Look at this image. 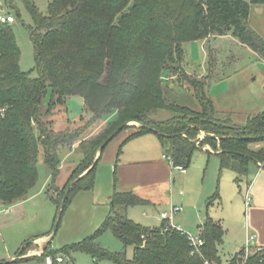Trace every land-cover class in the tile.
Listing matches in <instances>:
<instances>
[{
    "label": "trees",
    "instance_id": "obj_1",
    "mask_svg": "<svg viewBox=\"0 0 264 264\" xmlns=\"http://www.w3.org/2000/svg\"><path fill=\"white\" fill-rule=\"evenodd\" d=\"M21 1L32 18L28 31L36 77L20 70V49L10 24L0 23V104L8 108L6 115L0 117L1 206L9 207L27 198L37 181L41 150L52 172L50 199L58 212L62 205L64 211L77 191L92 187L95 168L107 145L99 152L100 146L115 131L120 134L127 130L129 122H136L139 127L119 145L115 163L126 142L153 133L174 168L185 170L194 151L206 145L217 155L220 171L232 172L237 185L243 179L247 181L250 164L264 170V146L250 148L252 143L264 142V111L237 124L229 115L217 114L207 93L209 84L220 80L221 71L214 72L210 60L220 38L231 35L236 41L232 49L239 44L264 60V39L248 24L250 6L264 5V0H48L46 15L37 11L33 0ZM12 3L7 0L8 8ZM139 8L142 11H137ZM159 34L164 36L165 58L177 70L184 54L183 43L209 40L205 76L182 75L195 100L194 107L165 96L160 80L166 77L169 67L163 63L165 58L153 59L152 51ZM151 63L157 64L153 70L148 67ZM48 87L52 98L42 108ZM72 96L83 99L90 117L82 118V125L73 129L54 131L46 119L57 108H64ZM158 110L170 111L172 116L156 120L154 114ZM99 121L104 122V127L83 137ZM200 132L205 137L197 144L195 138ZM74 145H78L82 158L64 187L58 189L60 149ZM218 200V192L206 200L205 219L199 226L204 243L194 255L190 254L192 248L186 234L165 221L158 228L146 229L128 218L127 208L147 206V200L131 191H114L108 214L93 235L71 247L50 249L48 254L34 258L44 261L46 256L54 258L78 250L114 264H220L218 245L224 230L208 215ZM105 231H110L124 248H132V257L101 249L96 239ZM30 245L27 241L17 254L24 255ZM238 256L239 253L234 254L229 264H235ZM244 264H264V248L249 255Z\"/></svg>",
    "mask_w": 264,
    "mask_h": 264
},
{
    "label": "rangeland",
    "instance_id": "obj_2",
    "mask_svg": "<svg viewBox=\"0 0 264 264\" xmlns=\"http://www.w3.org/2000/svg\"><path fill=\"white\" fill-rule=\"evenodd\" d=\"M12 1L11 8L6 5L7 0H0V5L5 12L14 17V23L10 24V28L20 49L19 68L22 72L30 74L31 77H36V72L33 70V47L28 31V27L32 26L31 14L21 0ZM33 3L39 13L47 14L48 0H33ZM137 11H142V8ZM114 24L116 23L114 22ZM248 24L264 39V5L250 6ZM115 27H119V25H115ZM161 35L159 34L156 39L157 46L152 48L153 59L166 57L164 55L166 51L164 36ZM233 42L236 43L231 35H228L220 38V43L213 46L211 66L214 72L221 71L220 80L211 82L207 93L217 114L220 116L229 115L233 122L243 124L248 117L264 111V60L239 44H236L237 47L232 49ZM208 43L209 40L183 43L184 54L179 65L180 70H177L176 66H171L166 58L163 60L164 65L169 67L166 77L160 80L162 85L164 83V93L167 99L190 107L196 106L194 105L195 100L191 99L189 95V85L182 75L187 73L186 75L189 77L205 76ZM159 44L161 45L158 46ZM148 67L153 70L157 64L151 63ZM51 98V89L48 87L41 101L42 108L50 103ZM171 116L170 111L158 110L154 114V119L163 121ZM88 117L90 114L85 112L81 99L72 96L66 100L64 108H57L46 120L51 121V128L54 131H63L82 125L81 119L86 120ZM104 125L101 121L95 123L83 137L97 133ZM138 127V123L129 122L128 129L118 134L107 144L109 146L106 148L110 149L117 141H121L125 135ZM35 131L37 132V129ZM204 137L205 133L200 132L195 138L198 141L197 144ZM261 146H264V142L252 143L250 148L256 149ZM209 148L205 145L202 149ZM122 150H124L123 147ZM80 159L81 154L78 150L68 151L66 147L61 148L59 173L56 181L59 183L63 177L65 179L69 166L78 164ZM117 164L115 157L113 160L112 158L108 160L105 156L100 160L94 171L92 187L81 189L71 197L61 215L56 232L52 234L59 212L54 201L50 199L49 188L52 183V172L45 164L40 150L37 162V181L29 191L27 198L9 207L0 205V262L45 264L42 259L34 257H40L44 252L48 254L50 249L63 250L93 235L101 227L108 214V198L116 184L114 178L116 177ZM255 170V164H250L248 182L243 179L238 186L232 172L220 171L219 160L214 151L195 150L191 163L185 169L186 175L178 170H173L170 175L171 192L163 193L162 197H166L168 193L169 196L171 194V202L157 207H130L127 209L128 218L143 228L155 229L163 222L160 217L161 213L170 215L175 211L172 214L173 222L180 224L181 230L185 234L195 236L199 234L198 225L205 218L206 200L218 192L219 200L212 206H215L214 208L208 210V215L219 219L224 230L222 242L218 245L220 264H229L231 257L236 252L239 253V256L235 264H244L249 255L264 248L255 246L247 252L243 249L250 207V205L248 207L245 205V194ZM6 209H9V214L6 213ZM255 234L260 236V234H264V231L255 232ZM38 236H43L42 242H31ZM27 241L31 242L28 250L24 255L16 256ZM48 242H50V247L47 246ZM96 244L107 252H124L127 258L132 257V248H124L110 231L103 232L96 239ZM39 249H41L40 255L36 254ZM60 256L64 258L62 264H114L109 259H94L90 253L78 250H71L68 255Z\"/></svg>",
    "mask_w": 264,
    "mask_h": 264
},
{
    "label": "crops",
    "instance_id": "obj_3",
    "mask_svg": "<svg viewBox=\"0 0 264 264\" xmlns=\"http://www.w3.org/2000/svg\"><path fill=\"white\" fill-rule=\"evenodd\" d=\"M79 98L83 103V99L81 97ZM126 136L127 135H125V137H123L121 141L119 140L120 142L117 141V143H115V145L110 149H107L109 146L108 145L106 150H104L101 159H103V157L105 158L106 156L108 160H110L111 158L113 160L114 157H116V152L119 145L123 142ZM124 146H123L124 150H122L121 153L122 158L121 157H120L121 159L119 158L116 168V184L113 187V192L131 191L136 195H138L140 198L147 200L150 203L147 206L157 207L161 204L162 205L169 204L171 202L172 195L170 194L169 196L168 193V195L166 194V197L165 196L162 197V194L167 191L171 192L172 185L169 181V178L173 170H178V171L181 170L174 168L169 162V160L167 158H164L165 156L162 154L161 144L157 136L153 133L143 134L128 141L127 144L125 143ZM67 150L73 151V150H78V148L76 145H74L71 148H67ZM202 150L208 152L212 151L211 148L202 149ZM98 156L99 154L97 155V157ZM78 164L69 166L68 168L69 170L67 171V175L65 179L63 177L62 181L59 183L56 181V186L58 189H62L64 187V185L67 183L69 177L71 176L72 172L75 170ZM181 172L186 175L185 170ZM248 191L251 197V204L249 207L248 221L246 223L245 243L247 236H249V234L251 233L254 235L253 245L256 247L263 248L264 234H260V236L255 234V232L261 233V231H264V170L263 169L256 168V170L251 176ZM111 196H109L108 201L110 200ZM167 196H169V198H167ZM5 211L7 214H9V209H6ZM126 214H127V210H126ZM215 218L213 217L212 219L220 223V220ZM203 221L198 225V230H199V226L203 223ZM172 223L173 225L178 226L181 230L182 228L181 225L177 224L176 222H173V219H172ZM38 237L39 238L37 239L34 238L31 241H33V243L42 242L44 239L43 236H38ZM40 253H41V249H39L36 254L40 255ZM17 255L19 254H16V256Z\"/></svg>",
    "mask_w": 264,
    "mask_h": 264
},
{
    "label": "built area",
    "instance_id": "obj_4",
    "mask_svg": "<svg viewBox=\"0 0 264 264\" xmlns=\"http://www.w3.org/2000/svg\"><path fill=\"white\" fill-rule=\"evenodd\" d=\"M14 22V17L11 16L9 13L5 12L3 7L0 5V23H13ZM8 108L6 105H1L0 104V117L3 118L6 115ZM166 158V157H164ZM181 171H184L180 168H177ZM251 204V197L249 195V191L247 190L246 194H245V205L246 207H248ZM175 211L171 212L170 215L166 214V213H161L160 217L163 221H165L169 227L176 229L177 231H181L180 228L178 226L173 225L172 223V214ZM187 240L189 242V245L192 248L191 251V255H194L195 253H199L200 248L203 246V240L201 239V237L198 235L192 236V235H188L186 234ZM253 241H254V235H249L246 238V243L244 246V250L247 252L249 251V249L252 247L253 245ZM44 262L45 264H62L64 263V258L61 257L60 255L56 256V257H51V256H46L44 258ZM204 264H215L213 262H209V261H204Z\"/></svg>",
    "mask_w": 264,
    "mask_h": 264
},
{
    "label": "water",
    "instance_id": "obj_5",
    "mask_svg": "<svg viewBox=\"0 0 264 264\" xmlns=\"http://www.w3.org/2000/svg\"><path fill=\"white\" fill-rule=\"evenodd\" d=\"M118 130L117 131H115L112 135H110L109 137H108V139L106 140V141H104V143L100 146V149H99V152H101V150L118 134ZM62 211H63V205H62V207L60 208V211H59V213H58V216H57V219H56V222H55V225H54V228H53V231H52V234H54L55 232H56V230H57V226H58V224H59V220H60V218H61V215H62ZM31 242H33V241H31ZM7 263H9V262H7ZM0 264H3L2 262H0Z\"/></svg>",
    "mask_w": 264,
    "mask_h": 264
}]
</instances>
